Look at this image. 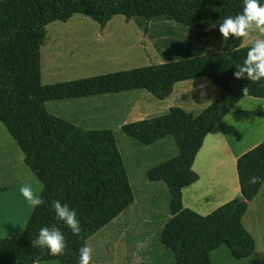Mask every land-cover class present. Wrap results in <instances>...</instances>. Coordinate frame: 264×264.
<instances>
[{
  "label": "trees",
  "instance_id": "trees-1",
  "mask_svg": "<svg viewBox=\"0 0 264 264\" xmlns=\"http://www.w3.org/2000/svg\"><path fill=\"white\" fill-rule=\"evenodd\" d=\"M242 7V0H0V120L42 182L40 196L45 201L34 208L22 236L0 237V264H78V249L135 201L113 130L81 128L50 113L48 101L132 90H147L164 100L178 82L204 77L223 93L198 115L173 106L164 114L125 123L122 129L146 145L172 136L178 146L176 156L146 173L151 181H163L170 192L172 217L161 240L174 253L176 264H213L210 253L222 244L238 259L254 252L255 241L242 218L264 183V140L237 158L240 196L206 215L183 205V189L200 179L193 164L208 133L243 97L264 99V80L253 83L233 76L251 46H242L244 37L230 36L222 51L211 54L69 81H41V46L46 26L53 21L65 22L81 13L104 27L119 14L147 21L165 16L204 30ZM253 176L260 178L255 184L250 183ZM54 200L76 210L79 235L55 218L50 207ZM45 226H55L64 235L63 254L49 255L47 249L32 246Z\"/></svg>",
  "mask_w": 264,
  "mask_h": 264
},
{
  "label": "rangeland",
  "instance_id": "rangeland-1",
  "mask_svg": "<svg viewBox=\"0 0 264 264\" xmlns=\"http://www.w3.org/2000/svg\"><path fill=\"white\" fill-rule=\"evenodd\" d=\"M219 23L203 30L190 28L165 16L147 21L143 17L128 20L119 14L102 27L90 16L75 13L65 22L56 20L46 26L47 34L41 46V81L43 84L69 81L219 52L225 45L219 33ZM258 38L264 37L258 32H250L242 46L251 45ZM217 86L204 77L179 82L166 100L157 99L147 90H132L46 103L50 113L81 128L112 129L132 186L135 202L88 239L92 264H176L174 253L161 240L163 226L171 216L170 192L163 181H151L146 173L153 166L176 156L178 146L172 136L151 145L143 144L127 135L122 126L164 114L171 106L184 107L193 112L194 101L203 99L201 104L204 105L216 91H220ZM239 112L241 119L237 121L236 128L228 133V138H219L217 148L208 144L206 152L210 154L207 159L205 154L200 153L194 163L193 169L201 174L202 179L185 189L183 201L186 207L202 215L212 212L234 193L231 181V173L234 172L233 146L228 145L229 136L239 140L244 130H248L245 133L246 142H239L235 147L243 153L264 140V123L261 122L264 115L260 114L264 113V100L262 104H254ZM0 128L8 131L1 120ZM13 141L16 148L5 137H0V185L13 183L10 190L0 195V210L5 216H1L0 220L13 224L11 227L8 224L0 227L2 238L23 234L19 224L23 225L24 211L16 220V204L21 205L25 201L19 193V186L27 181L34 193L41 192L42 187L38 188L30 181L28 176L33 178L35 175L26 165L24 153L14 138ZM165 141H172L173 144L160 149ZM214 168L223 174L216 172L223 177L221 184L213 185L211 181ZM36 182L42 185L38 178ZM238 195L239 192L231 199ZM243 224L260 249L264 244V184L258 200L244 214ZM210 256L213 264H253L257 254L253 256V261L250 258L238 259L223 244L211 251ZM36 264L62 263L51 260Z\"/></svg>",
  "mask_w": 264,
  "mask_h": 264
},
{
  "label": "clouds",
  "instance_id": "clouds-1",
  "mask_svg": "<svg viewBox=\"0 0 264 264\" xmlns=\"http://www.w3.org/2000/svg\"><path fill=\"white\" fill-rule=\"evenodd\" d=\"M242 3L241 12L235 16L221 18L219 33L222 37V43H226L230 36L234 39L246 37L253 31L264 37V0H242ZM235 68L237 70L233 72V76L236 79H246L253 83L264 80V38L253 41L243 62L236 64ZM242 91L246 95L248 87L243 88ZM259 179V177L253 176L250 183L255 184ZM18 190L32 208L45 203L40 195L34 193L30 184H21ZM50 207L58 221L68 227L73 234L79 235L81 231L80 221L74 208H70L67 203H62L60 200L52 201ZM31 243L35 248L47 249L49 255L63 254L66 248L65 237L55 226L40 228L36 238L32 239ZM91 258L92 249L85 243L78 249V264H90Z\"/></svg>",
  "mask_w": 264,
  "mask_h": 264
},
{
  "label": "crops",
  "instance_id": "crops-1",
  "mask_svg": "<svg viewBox=\"0 0 264 264\" xmlns=\"http://www.w3.org/2000/svg\"><path fill=\"white\" fill-rule=\"evenodd\" d=\"M245 38V37H244ZM244 44V39H243V42H242V45ZM197 79H202V78H197ZM195 80V79H194ZM211 80V79H210ZM179 83V82H178ZM177 83V84H178ZM177 84H175V86H174V88H173V91H172V93L174 92V90H175V88H176V86H177ZM203 84H205V85H207V83H203ZM209 84V83H208ZM215 84V83H214ZM216 85V84H215ZM218 87V86H217ZM221 87H219V89H220ZM172 93L167 97V98H169L171 95H172ZM223 93V89L221 88L220 89V91L218 90V91H216V93H215V95L212 97V98H210L207 102H205V104L204 105H202L201 103L203 102V99H202V101H199V100H195L194 101V104H193V112H188L187 110V112L189 113V114H191L192 116H196V115H198L203 109H205L209 104H211L213 101H215L221 94ZM149 96V95H148ZM166 98V99H167ZM150 99V98H149ZM166 99H164V100H166ZM259 100H262V101H259ZM263 98H255V97H250V96H245V97H243L237 104H236V106L225 116V117H223L214 127H213V129L208 133V135L206 136V138H205V140H204V143H203V146L201 147V149L199 150V152L197 153V156H196V159H197V157H198V155L201 153V154H205V156H206V159H207V156H208V154H210V153H207L206 152V150H207V145L208 144H210V145H212V146H214V148H217L218 147V145L220 144V141L218 140L219 138L221 139V138H224V139H227L228 138V133H230L231 132V130H233L234 128H236V123H237V121H240V117H239V115H240V112L239 111H243V109H247V108H251L252 107V105H254V104H256V105H259V104H262L263 103ZM171 107H173V106H171ZM170 107V108H171ZM170 108H168V110L167 111H169V109ZM182 108V107H181ZM183 109H186V108H184L183 107ZM166 113V112H165ZM246 113H248L249 115H252L253 113L252 112H246ZM254 114L255 115H258V114H256V112H254ZM260 114L261 115H264V113H261L260 112ZM263 118H264V116H263ZM261 122H263L264 123V120L263 121H261ZM245 132L242 134V137H240V139L238 140V139H234V138H231L230 136H229V142H228V145L229 146H233L232 147V152H231V154H232V161H233V163H234V172L232 171V173H231V181H232V183L234 184V193H232V195L231 196H229V198L226 200V202L227 201H229V199H231V197H233L234 195H237V193L239 192V194L241 195V192H240V187H239V183H238V175H237V169H236V161H237V158L241 155V154H243V152H241V150H235V147L237 146V145H239V142H242V143H244V142H246V136H245V133L248 131L247 129H245L244 130ZM6 132H8V131H4V129L2 128H0V137H5L6 138V140L8 141L9 140V142H10V144H11V146L13 145V148L15 147V142L13 141V138L11 137V135H9L10 133L8 132V134L6 133ZM162 140V139H161ZM160 142V141H159ZM163 142V141H162ZM167 141H165L162 145H161V147H160V149L161 148H166L167 146H168V148H169V146H171L173 143H172V141L171 142H169V143H166ZM17 144V143H16ZM16 148V147H15ZM24 158V157H23ZM196 159H195V161H194V163L196 162ZM193 167H194V164H193ZM216 170H218V169H216V168H214V171L215 172H213L214 174H213V177H212V179H211V181H213V185H217V184H221L222 183V181H223V177L221 176V175H223V174H221L220 172H218V171H216ZM196 171V170H195ZM197 172V171H196ZM216 172H218V173H220V174H216ZM200 175V179L197 181V182H199L201 179H202V176H201V174H199ZM28 177H30L31 179H30V181H32L33 182V184H35V186L36 187H38V186H42L41 188L40 187H38V188H40L41 189V192H42V190H43V184L42 185H40V183H37L36 182V178H37V176H35V177H31V176H28ZM29 181V180H28ZM29 181V182H30ZM41 182V181H40ZM23 183H27L28 184V182L26 181V182H23ZM42 183V182H41ZM196 183V182H195ZM237 183H238V186H237ZM37 184V185H36ZM194 184V183H193ZM264 184V183H263ZM189 186H191V185H189ZM189 186H187V187H185L184 189H183V198H184V191H185V189L186 188H188ZM13 187V183H8V184H2V185H0V195L1 196H3V194L4 193H2V192H5V190H10L11 188ZM261 190H262V187H261ZM261 190L259 191V193L257 194V196L252 200V201H250L249 203H248V207H247V210H246V212H245V215L247 214V212L249 211V209H250V207H251V204L252 203H254V202H256V200H258V196H259V194H260V192H261ZM41 192H40V190H39V192L38 193H35V194H38V195H41ZM240 195H238V196H240ZM135 202V201H134ZM16 204V203H15ZM183 205H184V207H186L185 206V204H184V201H183ZM16 207H17V210H16V214L18 215V218L16 219V220H19L20 219V215H22V212L24 211V213H25V218H23L22 217V219H23V225L21 226V224H19V229L21 230V231H23L24 232V230H25V228H26V225H27V223H28V221H29V218H30V216H31V214H32V212H33V210H34V208H32V207H30L28 204H27V202L26 201H23L22 203H21V205L20 204H16ZM5 217V216H3V214H2V211L0 210V217ZM172 217V214H171V216H170V218ZM243 218H244V215H243ZM243 218H242V223H243ZM10 221H12L11 219H9ZM168 221V220H167ZM0 223L2 224L0 227H4V226H6L7 224L9 225V227H11L13 224H11L10 222H6V220L4 221V220H0ZM165 225V224H164ZM244 225V224H243ZM21 226V227H20ZM164 227V226H163ZM245 227V226H244ZM246 228V227H245ZM247 229V228H246ZM247 231L249 232V230L247 229ZM251 234V233H250ZM252 235V234H251ZM253 236V235H252ZM261 237V236H260ZM254 241H255V249H254V252L250 255V256H248V257H246V258H242V259H248V258H250L252 261H253V259L252 258H254L253 256H255V254H257V257H255L256 259L253 261L254 263L253 264H262V263H264V249H262L263 248V246H264V244L263 245H261V247H260V249L258 248V245H257V242H256V240H255V238H254ZM223 245V244H222ZM220 247V246H219ZM218 247V248H219ZM216 250V249H215Z\"/></svg>",
  "mask_w": 264,
  "mask_h": 264
}]
</instances>
